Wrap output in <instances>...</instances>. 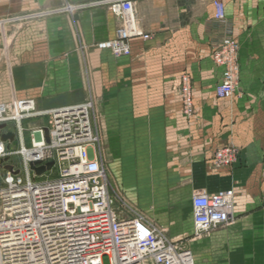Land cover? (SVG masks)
<instances>
[{"label":"crops","instance_id":"1","mask_svg":"<svg viewBox=\"0 0 264 264\" xmlns=\"http://www.w3.org/2000/svg\"><path fill=\"white\" fill-rule=\"evenodd\" d=\"M97 1L0 0V21H13L0 28V104L32 99L47 112L88 96L114 194L154 211L149 221L181 240L196 264H264V0H136L137 25L151 39L131 40V55L120 59L96 49L119 27L107 8L91 6ZM215 1L225 5L223 22ZM225 39L238 43L240 79L220 100L213 54ZM185 74L192 118L183 113ZM227 146L238 162L217 169L215 153ZM227 190L232 221L193 239L192 197Z\"/></svg>","mask_w":264,"mask_h":264},{"label":"built area","instance_id":"2","mask_svg":"<svg viewBox=\"0 0 264 264\" xmlns=\"http://www.w3.org/2000/svg\"><path fill=\"white\" fill-rule=\"evenodd\" d=\"M136 0H99L119 21L115 38L96 44L120 59L131 55L130 41L145 34L134 15ZM215 18L225 21V5L213 2ZM71 10L82 7H69ZM13 22L0 21V26ZM215 65L222 70L216 88L220 100L231 99L239 85V46L225 39L214 51ZM183 113L194 115L192 78L181 77ZM94 105L87 101L47 112L37 110L32 99L0 104V127L14 123L19 149L10 150L0 136V264H196L192 251L181 240L170 239L160 228L134 212L112 192L103 164L97 158ZM47 118V126L28 127L31 146L25 145L24 122ZM12 156L23 162L24 174L5 165ZM238 150L227 146L214 156L217 169L233 167ZM2 161H5L1 164ZM41 175L36 169L47 168ZM12 167V171L6 168ZM57 169L56 178L37 179ZM4 171V175H2ZM233 190L192 197L193 239L219 230L233 218Z\"/></svg>","mask_w":264,"mask_h":264},{"label":"rangeland","instance_id":"3","mask_svg":"<svg viewBox=\"0 0 264 264\" xmlns=\"http://www.w3.org/2000/svg\"><path fill=\"white\" fill-rule=\"evenodd\" d=\"M22 16H18L16 18H18L19 20L17 21V23H14L15 25H17L18 27H20L21 25H23L25 22L20 20ZM24 17V16H23ZM34 21V20H33ZM32 22V21H31ZM12 24V25H14ZM0 28L4 29V26H0ZM6 68V66H5ZM67 100H70V99H59V101H67ZM85 102L87 101H92V99H90L88 96L85 97ZM57 102V100H56ZM42 123L44 124V126L46 127L47 124H48V120L47 118H40V119H36V120H32V121H29V122H24V127L26 128V132H25V145L27 148H29L31 146V133L28 129V127L34 123ZM2 132H10L12 134L15 135V137L17 136V129L15 127V124L14 123H9L4 129ZM1 131H0V136H1ZM19 149V141H18V138L16 137L14 142H12L10 144V150L11 151H15ZM5 165H12V166H15L17 170H21L22 171V174H24V168H23V162H22V159L21 157L19 156H12L10 157V159L8 160V162L5 163ZM4 171H2V175H4ZM50 173H47V175H44L43 177H39L37 180L38 181H42V180H45L47 178H56L58 176V171L57 169H54L53 170V174L52 176L48 177ZM134 212L136 213H139L141 215H143L146 219L148 220H152V218H154V211H147V210H139V209H136V208H131Z\"/></svg>","mask_w":264,"mask_h":264},{"label":"water","instance_id":"4","mask_svg":"<svg viewBox=\"0 0 264 264\" xmlns=\"http://www.w3.org/2000/svg\"><path fill=\"white\" fill-rule=\"evenodd\" d=\"M4 128H5V127L2 126V127H0V130H2V129H4ZM13 137H14V136H13L12 134L4 135V136L2 137V141H3V142H7L8 140H13ZM4 162H5V161H2L1 164L4 163ZM51 167H52V164H48V165H47V168H46V167H43V168H40V169H36V171L38 172L39 175H41V174H43V173L45 172L46 169L50 170ZM6 169H7L8 171H12V167H7Z\"/></svg>","mask_w":264,"mask_h":264}]
</instances>
